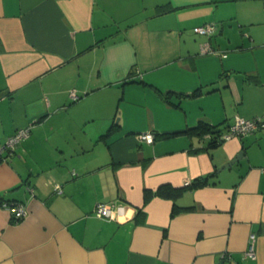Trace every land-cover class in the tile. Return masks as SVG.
I'll return each instance as SVG.
<instances>
[{"label": "crops", "instance_id": "crops-1", "mask_svg": "<svg viewBox=\"0 0 264 264\" xmlns=\"http://www.w3.org/2000/svg\"><path fill=\"white\" fill-rule=\"evenodd\" d=\"M235 116L264 118V0H0V143L29 126L0 160L26 208L0 205V264H264V128L194 130Z\"/></svg>", "mask_w": 264, "mask_h": 264}, {"label": "built area", "instance_id": "built-area-1", "mask_svg": "<svg viewBox=\"0 0 264 264\" xmlns=\"http://www.w3.org/2000/svg\"><path fill=\"white\" fill-rule=\"evenodd\" d=\"M194 33L200 35H210L216 30V25L213 22H206L201 25L194 26L192 28ZM200 51L202 53H215V50L211 47L210 43L207 41L200 46ZM222 55L225 56V53ZM70 96L75 99L76 94L72 90L70 91ZM264 128V118L262 117H253V118H244L240 116H235L233 122L227 127L226 131L220 135L221 140L230 139L231 137H242L254 130ZM29 132V126L22 127L17 129L13 135L8 137L4 142L0 143V160L5 159V155H10L14 152L17 144L23 139ZM138 138L141 141L147 143H152L154 141L155 135L152 131H145L138 134ZM190 182L186 180L185 185ZM55 188H58V185L55 184ZM2 206L9 210L15 219H20L26 214V208L23 203L12 202V203H3ZM94 213L98 217H103L107 219H115V208L112 203L98 202L95 205ZM245 255L249 257H255V251L253 244H250Z\"/></svg>", "mask_w": 264, "mask_h": 264}, {"label": "trees", "instance_id": "trees-1", "mask_svg": "<svg viewBox=\"0 0 264 264\" xmlns=\"http://www.w3.org/2000/svg\"><path fill=\"white\" fill-rule=\"evenodd\" d=\"M157 11L158 12H163L164 10L161 8V6L157 7ZM167 96V95H166ZM194 130L198 133V134H205V133H211L213 136L212 141L210 142L211 145H216L218 143H220L222 140L220 139V135L222 133H220V130L217 129H213L211 126L207 125L206 123L200 122L195 128ZM212 173H208V174H204L201 175L199 177H196L195 179H193L192 181H190L189 184L183 186V187H173L171 185L165 184V185H161L159 187H157V189L154 190V192H151L149 190H145L144 191V198L145 201L153 194L161 196V197H165V198H170V199H174L178 194H180V192L183 190V188L188 187V188H198V187H202L206 184L209 183V178L211 177ZM12 202H18V201H13V200H4L0 198V205H2L3 203H12ZM183 210L182 208H179L177 206H175L172 210V214H175L179 211Z\"/></svg>", "mask_w": 264, "mask_h": 264}, {"label": "water", "instance_id": "water-1", "mask_svg": "<svg viewBox=\"0 0 264 264\" xmlns=\"http://www.w3.org/2000/svg\"><path fill=\"white\" fill-rule=\"evenodd\" d=\"M240 154H241V153L236 154L235 157H234L229 163H226V164L222 165V167H227V166H229L230 164H232V162H234L236 159L239 158V155H240ZM220 168H221V167H220Z\"/></svg>", "mask_w": 264, "mask_h": 264}, {"label": "rangeland", "instance_id": "rangeland-1", "mask_svg": "<svg viewBox=\"0 0 264 264\" xmlns=\"http://www.w3.org/2000/svg\"><path fill=\"white\" fill-rule=\"evenodd\" d=\"M189 32H191V34L193 33V30H192V28H191V29H189Z\"/></svg>", "mask_w": 264, "mask_h": 264}]
</instances>
